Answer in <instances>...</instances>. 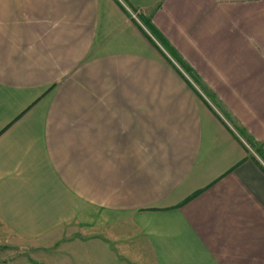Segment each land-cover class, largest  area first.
<instances>
[{"label": "crops", "instance_id": "crops-1", "mask_svg": "<svg viewBox=\"0 0 264 264\" xmlns=\"http://www.w3.org/2000/svg\"><path fill=\"white\" fill-rule=\"evenodd\" d=\"M123 1L217 110L119 0H0V264H264V0Z\"/></svg>", "mask_w": 264, "mask_h": 264}, {"label": "built area", "instance_id": "built-area-1", "mask_svg": "<svg viewBox=\"0 0 264 264\" xmlns=\"http://www.w3.org/2000/svg\"><path fill=\"white\" fill-rule=\"evenodd\" d=\"M121 3L124 5V8L129 12L130 16L137 21V23L145 30L147 35L166 53L169 60L172 62V64L176 67V69L182 74V76L193 86L204 98L205 100L215 109L217 110L211 100L205 95V93L198 87L196 84V81L191 76V74L185 70V68L181 67V65L173 58L171 57L162 47L160 42L157 40V38L147 29V27L143 24V22L139 19L137 13L132 10L130 7H128L122 0ZM224 118V117H223ZM230 128L233 130V132L237 135V137L241 140V142L246 146L247 150L256 157L264 166L263 160L259 157V155L255 152L251 144L243 137L232 125H230Z\"/></svg>", "mask_w": 264, "mask_h": 264}, {"label": "trees", "instance_id": "trees-1", "mask_svg": "<svg viewBox=\"0 0 264 264\" xmlns=\"http://www.w3.org/2000/svg\"><path fill=\"white\" fill-rule=\"evenodd\" d=\"M140 20L143 22V24L147 27V29L157 38V40L160 42L162 45L163 49L174 59H176L186 70L189 71L188 67L186 64L182 61V59L177 55V53L170 47V45L165 41V39L156 31V29L152 26V24L144 19L142 16L139 17ZM152 40V39H151ZM153 41V40H152ZM154 42V41H153ZM155 43V42H154ZM155 45H157L155 43ZM157 47L161 50V52L167 57L166 53L157 45ZM168 58V57H167ZM169 60V58H168ZM190 72V71H189ZM196 79V78H195ZM239 133L245 137L242 131L239 130ZM245 139L251 144L255 152L259 155V157L263 160L264 162V152L261 150L253 141H251L248 137H245ZM254 159L264 168L263 164L252 155Z\"/></svg>", "mask_w": 264, "mask_h": 264}, {"label": "rangeland", "instance_id": "rangeland-1", "mask_svg": "<svg viewBox=\"0 0 264 264\" xmlns=\"http://www.w3.org/2000/svg\"><path fill=\"white\" fill-rule=\"evenodd\" d=\"M123 1V0H122ZM120 3H121V1H119ZM124 2V1H123ZM122 4V3H121ZM122 6L124 7V5L122 4ZM130 15V14H129ZM176 60V59H175ZM170 61V60H169ZM177 61V60H176ZM171 62V61H170ZM178 62V61H177ZM172 63V62H171ZM179 63V62H178ZM180 64V63H179ZM181 65V64H180ZM181 67H183L182 65H181ZM184 68V67H183ZM186 70V69H185ZM188 71V70H187ZM189 72V71H188ZM190 73V72H189ZM191 74V73H190ZM191 76H192V74H191ZM5 248H3L2 246H1V243H0V257H5V255H3V253H5V251H3ZM124 249H126V254L129 256V255H131V256H133V257H137V254H136V251H135V248H131L130 247V249L129 248H124ZM124 249H119V248H116V251H117V254H114V253H112L111 252V255L110 256H112V255H114L117 259H118V262L119 263H117V262H115L111 257H110V261H111V263L112 264H121V262H122V260H126V258L124 259V257H125V255H124ZM122 260H121V259Z\"/></svg>", "mask_w": 264, "mask_h": 264}]
</instances>
